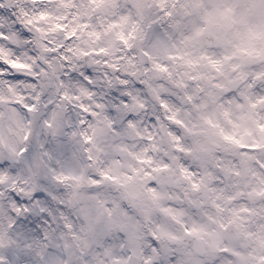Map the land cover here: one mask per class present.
<instances>
[{
    "label": "clouds",
    "instance_id": "9594fccd",
    "mask_svg": "<svg viewBox=\"0 0 264 264\" xmlns=\"http://www.w3.org/2000/svg\"><path fill=\"white\" fill-rule=\"evenodd\" d=\"M0 264H264V0H0Z\"/></svg>",
    "mask_w": 264,
    "mask_h": 264
}]
</instances>
